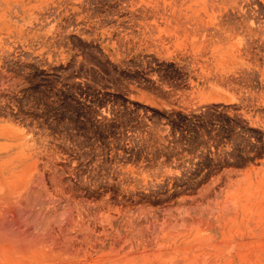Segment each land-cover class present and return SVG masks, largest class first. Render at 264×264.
Wrapping results in <instances>:
<instances>
[{
    "label": "rangeland",
    "instance_id": "374dc122",
    "mask_svg": "<svg viewBox=\"0 0 264 264\" xmlns=\"http://www.w3.org/2000/svg\"><path fill=\"white\" fill-rule=\"evenodd\" d=\"M0 223V264H264V0H0Z\"/></svg>",
    "mask_w": 264,
    "mask_h": 264
},
{
    "label": "bare ground",
    "instance_id": "6f19581e",
    "mask_svg": "<svg viewBox=\"0 0 264 264\" xmlns=\"http://www.w3.org/2000/svg\"><path fill=\"white\" fill-rule=\"evenodd\" d=\"M33 191H34V190H33ZM21 197H22V196H21ZM15 199H16V198H15ZM76 212H77V211H76ZM22 213H23V211H22ZM77 214H79V213H77ZM5 215H6V214H5ZM36 219H37V218H36ZM71 221H72V220H71ZM1 222H2V221H1ZM70 223H71V222H70ZM72 223H73V222H72ZM0 224H1V223H0ZM3 224H5V223H3ZM6 227H8V226H5V228H6ZM12 227H13V226H12ZM2 228H3V227H2ZM68 230H69V229H68ZM68 230H67V231H68ZM22 231H23V230H22ZM40 231H41V230H40ZM69 231L71 232V230H69ZM63 232H64V231H63ZM63 232H62V234H63ZM70 232H68V233H70ZM26 233H27V232H26ZM64 233H66V232H64ZM85 233H86V232H85ZM18 234H19V233H18ZM28 234H29V233H28ZM71 234H73V233L71 232ZM71 234H69V236H70ZM15 235H16V234H15ZM25 235H26V234H25ZM49 235H50V233H49ZM49 235H48V236H49ZM28 236H29V235H28ZM59 236H60V235H59ZM74 236H75V235H74ZM82 236H84V234H83ZM13 237H14V236H13ZM49 237H50V236H49ZM60 237H61V236H60ZM63 237H65V234H63ZM70 237H71V236H70ZM40 238H41V237H40ZM54 238H55L56 240H58L57 237H54ZM66 238H68V235H67ZM68 239H69V238H68ZM70 239H71V238H70ZM43 240H44V239H43ZM64 240H65V239H64ZM80 240H81V239H80ZM66 241H67V239L65 240V242H66ZM73 241H75V240H73ZM76 241H77V240H76ZM45 242H46V241H45ZM55 242H57V241H55ZM65 242H64V243H65ZM68 242H70V241L68 240ZM68 242H66V243H68ZM79 242H80V241H79ZM85 242H86V240H85ZM58 243H59V241L57 242V245H58ZM66 243H65V245H66ZM76 243H77V242H76ZM73 244H75V242H74ZM57 245H56V246H57ZM75 245H76V244H75ZM70 246H71V247H70ZM60 247H61V246H60ZM60 247H59V248H60ZM65 247H68V246H65ZM69 247H70V249H71V248H74V247H72V244H70ZM69 247H68V248H69ZM61 248H62V247H61ZM61 248H60L59 250H62ZM63 249H65V248H63ZM70 249H68V250H70ZM65 250H66V249H65ZM68 250H66L65 252H67ZM71 250H72V249H71ZM75 250H76V248L74 249V251H75ZM74 251H68V253H69V252H74ZM62 252H63V251H62ZM62 252H61V253H62ZM78 252H79V251H78ZM57 253H59V251H58ZM79 254H81V253H79ZM56 255H58V254H56ZM71 255H72V254H71ZM75 255H76V254H75ZM53 256H55V255H53ZM53 256H52V257H53ZM56 259H57V258H56ZM62 259H63V258H62ZM58 263H59V262H58Z\"/></svg>",
    "mask_w": 264,
    "mask_h": 264
}]
</instances>
